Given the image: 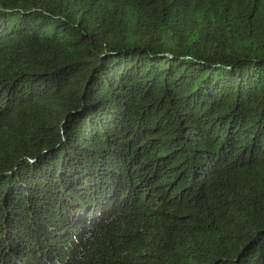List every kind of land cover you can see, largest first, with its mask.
I'll return each instance as SVG.
<instances>
[{
  "label": "trees",
  "instance_id": "trees-1",
  "mask_svg": "<svg viewBox=\"0 0 264 264\" xmlns=\"http://www.w3.org/2000/svg\"><path fill=\"white\" fill-rule=\"evenodd\" d=\"M0 264H264V0H0Z\"/></svg>",
  "mask_w": 264,
  "mask_h": 264
}]
</instances>
